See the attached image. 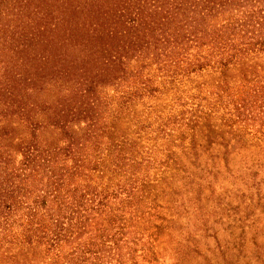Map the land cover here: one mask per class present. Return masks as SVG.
Returning <instances> with one entry per match:
<instances>
[{"label":"trees","instance_id":"16d2710c","mask_svg":"<svg viewBox=\"0 0 264 264\" xmlns=\"http://www.w3.org/2000/svg\"><path fill=\"white\" fill-rule=\"evenodd\" d=\"M247 142L264 0H0V264H181L168 178Z\"/></svg>","mask_w":264,"mask_h":264},{"label":"rangeland","instance_id":"374dc122","mask_svg":"<svg viewBox=\"0 0 264 264\" xmlns=\"http://www.w3.org/2000/svg\"><path fill=\"white\" fill-rule=\"evenodd\" d=\"M229 157L219 160L213 187L204 183L199 197L180 176L167 180L175 239L190 235L181 264H264V147L247 142ZM180 185L186 195L177 193Z\"/></svg>","mask_w":264,"mask_h":264}]
</instances>
